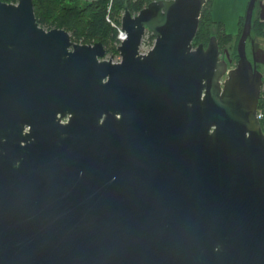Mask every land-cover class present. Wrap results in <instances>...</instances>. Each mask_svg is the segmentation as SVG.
<instances>
[{
	"label": "water",
	"instance_id": "water-1",
	"mask_svg": "<svg viewBox=\"0 0 264 264\" xmlns=\"http://www.w3.org/2000/svg\"><path fill=\"white\" fill-rule=\"evenodd\" d=\"M205 1L126 9L118 62L0 1V264H264V0L231 68Z\"/></svg>",
	"mask_w": 264,
	"mask_h": 264
},
{
	"label": "trees",
	"instance_id": "trees-1",
	"mask_svg": "<svg viewBox=\"0 0 264 264\" xmlns=\"http://www.w3.org/2000/svg\"><path fill=\"white\" fill-rule=\"evenodd\" d=\"M5 3L16 0H0ZM153 0H33L34 12L39 26L48 30L60 28L66 30L71 40L81 44H103L106 55L116 52L119 44L118 27L121 16L127 9L135 14ZM213 0H206L201 13L197 34L193 45H207L210 37L214 35L220 50L227 48L232 60L237 59L236 45L241 33L244 17L239 19V30L236 35L226 31L223 22L215 20L212 16ZM252 39L255 51L264 53L260 40H264V21L258 17L253 19ZM146 39L153 43L154 36L150 31ZM264 84V81H263ZM260 96L258 108L263 112L260 119L264 131V92Z\"/></svg>",
	"mask_w": 264,
	"mask_h": 264
},
{
	"label": "crops",
	"instance_id": "crops-1",
	"mask_svg": "<svg viewBox=\"0 0 264 264\" xmlns=\"http://www.w3.org/2000/svg\"><path fill=\"white\" fill-rule=\"evenodd\" d=\"M248 2L249 0H213L212 16L215 20L223 22L226 31L230 29L229 33L236 35L239 30V19L244 17ZM227 20L232 23L229 29Z\"/></svg>",
	"mask_w": 264,
	"mask_h": 264
},
{
	"label": "rangeland",
	"instance_id": "rangeland-1",
	"mask_svg": "<svg viewBox=\"0 0 264 264\" xmlns=\"http://www.w3.org/2000/svg\"><path fill=\"white\" fill-rule=\"evenodd\" d=\"M255 17H258V13H257V10L254 12V14H253V19L255 18ZM229 18H231V17H229ZM227 22H228V24L229 25H227V28L229 29L230 27H232V23L229 21V20H227ZM230 30V29H229ZM229 30H227L228 32H231V31H229ZM251 36H252V31H251ZM153 43H154V40H153ZM153 43L151 44L150 43V41H148L146 38H144L143 40H142V43H141V46H140V51H142L143 53H145V52H147L150 48H151V46L153 45ZM260 45H262V46H264V40H260V43H259ZM225 49H227V48H225ZM224 50V49H223ZM223 50H221V52L223 51ZM246 52H247V56L249 57V59H250V57H251V46H250V43H249V41H247V44H246ZM228 53H229V51H228ZM223 54V53H222ZM236 54H237V52H236ZM109 56L111 57V55H106L105 57H104V59H109ZM223 56H224V54H223ZM229 57H230V54H229ZM112 59H113V61L114 62H118L119 60H120V57H119V54H118V52L116 51L113 55H112ZM230 59H231V62H230V64H229V68H231V67H234L235 66V63H236V60H232V58L230 57ZM262 62H261V64L262 65H260V68H261V70L264 72V60H261ZM263 80H264V78H263ZM261 92H264V84L262 85V90H261Z\"/></svg>",
	"mask_w": 264,
	"mask_h": 264
},
{
	"label": "built area",
	"instance_id": "built-area-1",
	"mask_svg": "<svg viewBox=\"0 0 264 264\" xmlns=\"http://www.w3.org/2000/svg\"><path fill=\"white\" fill-rule=\"evenodd\" d=\"M147 33V32H146ZM145 33V35L143 36V39L146 37V34ZM125 36H126V34H125V31H123L122 30V28H121V24H120V26L118 27V35H117V37H118V39H119V44H120V42L125 38ZM118 44V45H119ZM140 50V49H139ZM140 52H142V51H140ZM106 56V55H105ZM104 56V57H105ZM109 58H110V56H109ZM104 59V58H103ZM113 60V59H112ZM256 116H257V118L259 119V121H260V119L263 117V112L261 111V110H259V108L257 109V113H256Z\"/></svg>",
	"mask_w": 264,
	"mask_h": 264
},
{
	"label": "flooded vegetation",
	"instance_id": "flooded-vegetation-1",
	"mask_svg": "<svg viewBox=\"0 0 264 264\" xmlns=\"http://www.w3.org/2000/svg\"><path fill=\"white\" fill-rule=\"evenodd\" d=\"M257 13H258V10H257ZM152 34V33H151ZM155 39V38H154ZM249 41V40H248ZM250 43V42H249ZM251 46V45H250ZM254 50H255V47H254ZM263 50H264V47H263ZM252 47H251V57H250V59H252ZM249 58V57H248ZM255 58H256V65H257V68L260 70V71H262L261 70V68H260V65H262L261 64V60H264V53L263 52H261L260 50H258V51H255ZM236 61H237V59H236ZM236 64V63H235ZM263 72V71H262ZM264 73V72H263ZM225 79V77L222 79V80H224ZM264 81V80H263ZM263 94H262V92H261V96H262Z\"/></svg>",
	"mask_w": 264,
	"mask_h": 264
},
{
	"label": "bare ground",
	"instance_id": "bare-ground-1",
	"mask_svg": "<svg viewBox=\"0 0 264 264\" xmlns=\"http://www.w3.org/2000/svg\"><path fill=\"white\" fill-rule=\"evenodd\" d=\"M136 14V13H135ZM142 43V42H141ZM119 57H120V55H119Z\"/></svg>",
	"mask_w": 264,
	"mask_h": 264
}]
</instances>
